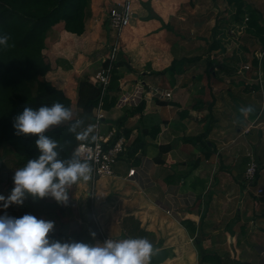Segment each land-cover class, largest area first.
Segmentation results:
<instances>
[{"label":"crops","instance_id":"obj_1","mask_svg":"<svg viewBox=\"0 0 264 264\" xmlns=\"http://www.w3.org/2000/svg\"><path fill=\"white\" fill-rule=\"evenodd\" d=\"M124 1L91 0V13L81 34L63 29L61 23L47 31L43 52L49 58L50 70L46 77L62 89L72 104H75L78 81L83 78L90 80L107 54V42L112 40L108 29V8ZM128 1L133 16L118 38L121 50L115 67L120 74L119 91L115 104L109 109L103 108V130L117 126L120 132L128 134L126 143H130L138 131L128 130L131 119L123 107L138 105L146 96L148 90L142 84L170 90L172 96L162 99L167 104L159 103L155 100L157 97L151 96L147 97L143 108L135 107L139 113L134 115L135 119L138 122L144 120L145 125L142 129L144 135L136 140L134 147H141L142 152L146 148L148 152H143V156L137 155L140 165L131 180L122 179L131 166L130 160L126 162L128 153L124 152L115 167V176L99 179V187L111 185L116 199L127 205L131 215L142 225L148 229L157 228L159 232L163 229L168 235L166 245L175 262L189 248L182 242L185 233L190 234L189 227H186L188 231L185 226L182 227L184 230L178 228V224L184 225L182 220L187 217L195 227L190 238L194 240L196 252L203 254L209 250L221 256L226 264H256L259 260L257 249L264 247V231H253L243 224L246 231L240 227L231 236L230 230L227 233L218 229L214 219L219 220V210L227 214L234 210L237 214L242 213L249 201L251 186L248 183L244 185L242 180L243 154L247 150L243 143L245 138L248 137L252 143L250 146L254 148L255 155L264 152V120L261 119L264 98L262 100L259 96L264 92V46L260 35L249 30L257 37L243 33V38H233L240 32L239 28H234L237 23L228 24L229 33H225L217 20L221 8L218 9L211 0L206 6L209 8L208 19L201 14L205 8L199 5L200 0ZM244 1L247 9L257 10L258 23L264 26V0ZM225 5L227 9L222 10L226 9L227 15L231 10L234 12L231 6ZM205 26L209 31L203 35ZM209 36L211 38H202ZM190 57L192 59L184 63L181 71L174 74L177 80L170 78L176 81L171 88L170 81L168 86L163 81L166 74H154L168 67L173 59ZM254 59L257 63L253 62ZM197 60L202 61L199 69L193 66L198 72L184 79L186 68ZM209 62L210 67L206 69ZM248 62L252 67L244 71L242 66ZM157 105H164L168 114L155 124V121L147 120L151 114L157 113ZM249 107L251 111H246ZM75 114L77 116V111ZM155 125L159 126V131L152 137L149 130ZM249 126L254 132L252 137L245 135V131L250 130ZM191 136H199L200 139L189 141ZM204 141L212 152L208 158L203 157L208 151L202 145ZM161 146H166L162 153L159 150ZM261 166L264 163L258 166L256 184L264 187V167ZM184 169L185 172H179ZM231 199L235 204L233 207L228 206ZM251 202L249 206L264 210V197ZM196 207V215L187 213L195 211ZM167 208L174 209L173 216L166 214ZM98 211L102 213L101 208ZM256 218L260 227H264V215L259 214ZM210 223L214 227L209 226L211 230H208L205 224ZM177 251H182V254L178 255ZM179 264L187 262L179 261Z\"/></svg>","mask_w":264,"mask_h":264},{"label":"trees","instance_id":"obj_2","mask_svg":"<svg viewBox=\"0 0 264 264\" xmlns=\"http://www.w3.org/2000/svg\"><path fill=\"white\" fill-rule=\"evenodd\" d=\"M226 1L228 6L234 9L235 21H243L244 14H248L246 28L260 35L264 46V26L258 23L257 10L247 9L244 0ZM90 2L91 0H0V34L9 35L7 46H0V153L2 145L7 143L18 155L17 164L20 167H23L29 159L38 156L39 152L34 142L35 134L18 135L16 133L13 122L17 114L21 113L26 106L33 108L45 104L50 106L55 101H60L68 108L71 107L69 97L46 77V73L50 70L49 62L43 53L47 31L54 25L61 23L62 28L69 32L83 33L85 20L91 13ZM191 59L192 57L173 59L168 67L154 74L157 76L168 74L172 77L181 71L185 62ZM253 62L257 63L255 59ZM209 67L210 62L207 64L206 69ZM119 78L120 74L117 73L115 67L108 91L103 98V108L105 109H109L117 100L116 93L119 91ZM100 96L101 88L91 80L88 78L79 80L75 100L77 116L46 131L48 136L58 141L61 159L71 158L73 149L79 141H89L88 137L84 140L78 139L77 133L83 132L88 127L92 110L98 103ZM155 100L167 104L162 99L155 98ZM145 102L146 96H143L138 103V109L143 108ZM77 120L81 123L77 126L76 132H73L70 127ZM149 131L151 136L155 137L159 131V126L155 125ZM194 138L200 139L199 136H191L188 139L193 142L195 141ZM202 145L208 150L207 154H203V157H210L212 152L209 150L207 142H202ZM164 147L166 146L159 148L160 153L165 151ZM156 161H159L158 156H156ZM197 162L198 159L195 163ZM257 178L258 171L254 178L255 183ZM80 180L91 188V174L89 180ZM86 196L90 203V190L86 192ZM44 198L33 199L28 196L31 208L27 209L38 215L50 213L56 206V201L41 204V200ZM262 214L264 215V210ZM91 217L90 214L89 218ZM124 221L126 234L123 237H145L152 242L154 251L160 250L159 252L153 251L149 264L166 263V250L162 242L155 240V235L149 232L148 227L142 225L132 215L124 218ZM94 231L96 236H100L96 227ZM81 240L82 236L78 234L76 241ZM201 258L210 261L211 264H226L225 260L215 253H204Z\"/></svg>","mask_w":264,"mask_h":264},{"label":"clouds","instance_id":"obj_3","mask_svg":"<svg viewBox=\"0 0 264 264\" xmlns=\"http://www.w3.org/2000/svg\"><path fill=\"white\" fill-rule=\"evenodd\" d=\"M8 40V34H0V46H7ZM71 118L72 111L60 101L38 108L26 106L17 114L13 122L16 133L35 134L39 154L14 171V187L7 197L0 194L3 202L0 207L7 208L13 202L22 204L28 196L33 199L51 196L66 203L67 186L90 179L89 162L82 160L79 153L61 159L58 141L46 134L52 125ZM80 123L77 120L70 130L76 132ZM92 131V126H88L77 133V138L84 140ZM54 223L31 213L19 217L0 214V264H149L153 254V244L145 237L108 238L95 244L55 240L49 236Z\"/></svg>","mask_w":264,"mask_h":264},{"label":"rangeland","instance_id":"obj_4","mask_svg":"<svg viewBox=\"0 0 264 264\" xmlns=\"http://www.w3.org/2000/svg\"><path fill=\"white\" fill-rule=\"evenodd\" d=\"M200 1L201 2L199 5H202V7L205 8V11L202 12L201 14L203 16H205L206 19L210 18L209 13H207L209 11V8H206V6L209 3V0L208 1L207 0H200ZM211 1L217 5L218 9L221 8V11H219L217 13V20L219 22L218 26L222 27V30L225 31V33H227V34L229 33V31H227L228 24L233 25V23H234V25H235V23H237L238 25H236V27L234 26V28H236L235 30H237V28H239L240 32L237 34L238 37H233V38H243V33H245L247 35L250 34V36L257 37L256 35H253L251 32H249V30L246 28V19L248 16L247 13L244 14V17H243L244 19L242 22L241 21L237 22L234 20L232 10L229 11L228 15L226 14L227 7H226L225 3L228 6V3L226 0H211ZM225 7H226V9L222 10V8H225ZM199 10H201V9H199ZM210 15H212V13H210ZM244 24H245V27H244ZM108 27H109V25H108ZM206 27L207 26H205V28ZM241 28H242V30H241ZM108 29L111 32L110 28H108ZM243 29H245V30H243ZM205 30H206L205 32L204 31L202 32L203 35L207 34L209 31V30H207V28ZM248 37L249 36H247V38ZM202 38H211V36L202 37ZM44 56L46 57L47 61L49 62V65H50L49 58L46 56V54H44ZM248 61H250V60H248ZM189 66H190L189 68H186L187 69L186 73H184L182 76L184 79H186L185 77H189V75L191 73H197L198 70L195 69L193 66H198V69H199L202 66V61L197 60L194 63L190 64ZM46 75H47V73H46ZM93 76H94V73L91 75L90 80H92ZM170 78H173V80H177L176 77H173V76L170 77L167 74L164 76V80L163 79L162 80L164 81V83H166V85L170 81L169 87L171 88L173 86V83L175 84L176 81L173 82L172 80H170ZM151 96L152 95L150 93L149 94L147 93L146 99H147V97L150 98ZM259 96H260V99L262 98V100H263L264 92L263 93L260 92ZM255 97H257L256 94H255ZM137 106L138 105L136 104L135 106L127 105V106L123 107L124 110H128V115H129L128 119L129 120L131 119V121H130L131 123H129V126H127V128H130L128 130L138 131V133H135L136 135L130 139V143L129 142L127 143L126 149H125V153H128V155L126 156L127 157L126 162L130 160L131 166L138 164L136 158H140V157H138L137 155L140 154L141 156H143L145 153L148 152V150L146 148L145 149L142 148V149H144V151H143L144 154H143L142 150L140 149L141 147H139V148L134 147L136 140H138V138L140 139L141 137H143L144 134L142 132V129H143V126L145 125L144 120H140L138 122V119L137 118L135 119L134 115H136L138 113L137 111H135V109L137 110V108H135ZM263 106H264V104H263ZM263 106H262V109H263ZM157 107L159 108L157 113L151 114L148 117L149 120H147V121H155V124H157L160 122V120L163 116H167L168 112L166 111V108L164 105L163 106L157 105ZM262 109L260 108V110H262ZM70 110L72 111V117H74L76 115L75 113L77 111L75 104L71 103ZM255 110H258L257 107L255 108ZM261 119L264 120V115H263V118H261ZM65 122H67V121H63L58 125H52L48 130H51L55 126H60V125L64 124ZM123 125H125V124L123 123ZM250 125L252 126V124H250ZM149 126L150 125H147V127H149ZM115 128H117L119 131V128L117 126ZM249 129H248L249 132L247 130L245 131V133L247 132L245 135L252 137L254 135V132L251 130L250 126H249ZM125 130H127V129H125ZM262 131H264V129ZM120 134L123 135L124 137L126 135V137H125L126 140L129 137L127 133L123 134V132H120ZM255 136H256V134H255ZM179 141H181V140H179ZM262 141H264V139ZM243 143L247 147V150L249 151L248 154H251V155L253 154L252 158L257 163V166H259V164L263 165V163H264V152L263 153L260 152V154L255 155L253 153L254 148L251 147L252 143L250 142V140H248V137L245 138ZM246 147L244 149H246ZM246 151L244 150V154H243L244 155L243 156L244 161H245L244 167L246 166L247 162L250 160V157L247 155ZM18 158H19L18 155L15 154V152L12 150V148L7 143H4L2 145V149H1V153H0V194L5 195V197H7L10 194L11 189L14 187V183H13L14 171L17 168H21L20 165L17 164ZM124 164L125 163H123V165ZM125 166H126V164H125ZM261 167H264V166H261ZM185 170L186 169L179 170V172L180 173L185 172ZM223 171H225V170H223ZM242 180L244 182V185L248 183L251 186V184H252L251 189L249 190V195H250L249 199H248L249 201L246 203L244 211H242V213L237 214V212L234 210L233 213L227 214V213H225V211L222 212L219 210V214H218L219 220L215 221V219H214V223H215L214 225L218 226V229H221L222 232L226 231L228 233V230H230L231 234H232L231 236H233V232L238 231L240 227L242 228V231L245 232L246 227H242L243 224L247 225V228H251L253 231H255L256 229L260 232L264 231V227H260L261 226L260 223H258V220H256L257 219L256 217L259 216V214H262V211H263L262 208L257 209L253 206H249V203H252L251 202L252 199H256V198L259 199V198L264 197V187L263 186L262 187L257 186V184L254 182L255 179H253L250 182H247L244 175H243ZM67 187H68V191H69V199L66 203L57 202L51 196H47L43 200H41V204H43L44 202H53V200L56 201V206L53 208V210L50 213H42L41 215H38L32 211H29L27 208H31V203H30V200L28 199V197H26L22 204H17L15 202H13L7 208L0 207V214H7V215H10L13 217H19V216H22V214L31 213V214L36 215L38 218H43L45 220H52L55 222L54 223V229L50 230L49 236L52 239L60 240V241H76L78 234H80L82 236L81 241L91 243V244L102 243L108 238L109 239L125 238V237H123V235L126 234V230L124 227V224H125L124 218L126 216H129L132 214L130 211L131 209H128L127 205H123L124 204L123 202L119 201V199H116V197H115L116 195L114 196V194H113L114 191H113V188H111V185H108L106 188H100L98 182H96L93 185V187L91 185V188H89V187H87L86 183L83 184L82 180H79L76 184H72V185H69ZM98 189L100 191H98ZM259 189H261L262 191L259 192ZM89 190L91 192L90 203H89V200H87V196H86V192ZM254 192L257 195H255ZM2 203L3 202L0 201V204H2ZM234 205L235 204L233 202V199H231L230 205L228 204V206L233 207ZM99 208L102 209V213L98 211ZM157 210L161 211L160 209H156V211ZM194 210L195 211H193V210L187 211V213L194 215L195 212H197V210H198L197 207L194 208ZM227 211H228V209H227ZM210 212H212V211H210ZM187 213H186V215H187ZM90 214L92 216L91 218H89ZM172 215H174V214H172ZM213 215L214 214L212 212V216ZM209 219H211V218H209ZM201 221L204 223L203 220H201ZM182 223L184 225L181 224L180 226L177 223L178 228H181V230H182L185 226V230H186V227L188 226L189 229L191 228L190 234L195 232V227L189 218L185 217V219L182 220ZM158 226H159V224H158ZM209 226L214 227L213 223L205 224V227H207L208 230H211L209 228ZM95 227L99 231L100 236H96V233L94 231ZM148 230H149V232H151V234L155 235L156 241L162 242L163 247L165 246L164 249L166 250V260H165L166 263H162V264H179V261H184V260H186L187 264H211L210 261L202 260L201 257L204 253H212V252L209 250H206L203 254L200 253L199 251L196 252V250L193 246L194 240H192V238H190V234H188V232L185 233V235H184L185 238H184V241H182V242L186 243L187 246H189V248L186 250V252H183V254L181 253L182 251H177L178 255L179 254H182V255L179 258V260H177L175 262L173 259L174 258L173 253L170 251V249L166 245V240H167L168 235L164 233V230L161 229V231L159 232L158 231L159 229L155 228V230H153L151 227ZM162 231H163V233H162ZM186 231H188V230H186ZM92 233H95V235L93 236ZM225 237H226V235H225ZM153 251H154V249H153ZM155 251L159 252L160 250H155ZM196 253H198V254H196ZM183 258H184V260H183ZM200 258H201V260H200Z\"/></svg>","mask_w":264,"mask_h":264},{"label":"built area","instance_id":"obj_5","mask_svg":"<svg viewBox=\"0 0 264 264\" xmlns=\"http://www.w3.org/2000/svg\"><path fill=\"white\" fill-rule=\"evenodd\" d=\"M133 12L130 9L129 1L125 0L123 3L111 6L108 8V25L111 30V41L107 42V54L103 59L102 65L94 73L92 82L101 88V96L98 103L92 110L88 126H92L93 131L88 134L89 141H79L73 149L74 153H79L82 160H87L91 165V185L98 182L101 178H109L115 176V167L119 158L124 154L127 140L120 134L117 128L110 127L103 130L104 111H103V98L108 91L109 84L113 70L116 66L117 56L121 50L119 44V34L121 30L130 22ZM252 64L250 62L243 64L244 71L250 70ZM142 86L148 88V94L158 99H170L172 94L170 90L160 88L153 85ZM144 87V88H145ZM146 90V88H145ZM146 92V91H145ZM142 99V98H141ZM140 99V100H141ZM94 137V138H93ZM247 155L250 160L244 168V177L247 182L252 181L258 171L257 163L252 158L251 154ZM137 164L130 166L126 175L123 176L124 180H131L137 173ZM262 190L259 189V192ZM166 214L173 216L174 209H165ZM259 260L256 264H264V247L260 246L257 249Z\"/></svg>","mask_w":264,"mask_h":264}]
</instances>
